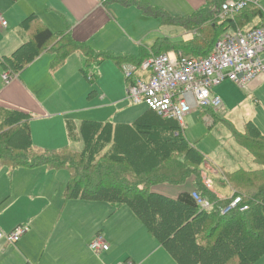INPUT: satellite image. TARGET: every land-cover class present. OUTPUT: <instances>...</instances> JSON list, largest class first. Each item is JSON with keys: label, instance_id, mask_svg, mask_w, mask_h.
Returning a JSON list of instances; mask_svg holds the SVG:
<instances>
[{"label": "trees", "instance_id": "16d2710c", "mask_svg": "<svg viewBox=\"0 0 264 264\" xmlns=\"http://www.w3.org/2000/svg\"><path fill=\"white\" fill-rule=\"evenodd\" d=\"M115 1L135 5L145 16L160 19L163 25L194 32V38L187 42L161 38L153 45L156 52L151 55L164 53L166 47L190 56H208L226 32L246 29L256 18H264L259 6L249 4L233 18L221 20L218 14L224 0H208L205 8L186 16L172 15L142 0ZM258 26L261 25L254 27ZM21 27L30 40L1 60L4 71L16 75L48 50L55 55L54 67L76 51L84 53L86 66L91 64V58L96 64L105 60L121 64L127 60L140 66L151 56L94 53L71 33L53 32L35 14L25 18ZM82 71L89 81L96 79L94 74L87 75L84 68ZM31 118L25 111L0 106V165L11 169H67L66 200L104 201L116 208L128 206L178 264H255L264 256V133L254 121L246 122L242 132L234 130V135L259 167L226 172L233 194L221 198L204 183V154L184 136L177 121L163 118L150 108L132 123L84 120L78 127L69 124L70 140L83 143L79 151L68 146L54 150L35 146ZM190 177L194 178V191L212 202L209 210L200 207L193 192L184 191L172 198L151 190L160 183L184 184ZM238 195L242 202L222 214L221 209Z\"/></svg>", "mask_w": 264, "mask_h": 264}, {"label": "crops", "instance_id": "0c3cea01", "mask_svg": "<svg viewBox=\"0 0 264 264\" xmlns=\"http://www.w3.org/2000/svg\"><path fill=\"white\" fill-rule=\"evenodd\" d=\"M142 1L178 16L190 15L209 4L208 0ZM1 6L9 7L13 11L12 14H9V11L0 13L8 18L13 30L5 32L4 38L0 40V72L4 71L1 65L2 58L10 56L30 40V35L20 26L21 22L32 14L37 15L53 32H69L76 40L87 43L94 53L110 52L124 57L139 58L144 53L148 56L155 54L156 49L152 47L163 37L178 41L177 38L180 36L185 42L194 38V32L183 27H179L181 28L179 33L175 30L174 34L162 36L160 29L165 25L160 19L147 17L135 5L125 6L115 0H0ZM262 10L264 12V9ZM263 23L264 18H256L245 28L249 29ZM148 25L155 27L152 38L147 41L137 38L135 31L144 30ZM18 26L20 29L17 28ZM8 28V24L7 27L0 26L3 31H7ZM134 46H137V50ZM163 50L174 51L167 50L166 47ZM51 53L49 50L43 52L9 84L0 77V106L22 110L32 115L30 120L32 141L33 136L36 139L42 137L52 139L54 136L61 138L64 130L69 137V124L78 127L84 120L132 123L148 110L144 103L135 104L127 98H120L121 100H117L119 108L115 112L114 121L97 120L100 118L96 117L94 111L71 115L65 114L67 113L65 111L57 112L63 104L48 106L43 101L47 91V84L44 85L42 82L43 73L44 71L47 73L50 68L58 67L53 65L55 55ZM76 54L78 51L69 55L67 63H63L60 69L55 72L51 70L52 76L55 78L57 73L61 77L64 76L62 70L75 74V67H68V64H76L79 68L85 64V57L80 59L81 57ZM72 56L75 59L71 60ZM45 57L50 58L47 67L46 62L42 61ZM106 61L114 64L115 67L110 65V72L113 77L120 80L117 88L123 90L121 72L124 71L125 65L132 63L127 60L121 64L113 60ZM124 63L126 64L123 65ZM146 75L143 72L138 74V77ZM125 81L127 83L126 79ZM215 87L213 92L219 93L225 102H229V96L223 92V89L215 90ZM244 89L252 92L253 95L264 89V74L259 75ZM255 100L260 103L258 98ZM131 104L135 105V111L127 110V106ZM51 107L55 108L51 109ZM226 110L224 103V110H200V112L215 114ZM60 114H64L63 117H58ZM40 119H47L49 123L44 128H40L39 124H36ZM248 121H254L264 133V128L261 126H264V121L261 124L256 120ZM65 144L52 148H60ZM3 167L0 165V232L7 234L21 224H27L29 229L16 243L9 242L5 238L0 239V264H122L127 259L137 264H178L128 206L116 208L113 204L104 201L66 200L64 193L69 173L65 175L60 171L61 169L47 166H37L38 168L21 166L13 169L8 166ZM203 167L204 181L209 180L212 183L211 190L221 198L231 197L233 190L226 182L225 173L232 171L222 165L214 166L207 162V159ZM215 176L220 180L215 179ZM216 182L220 184H215ZM216 185L224 192L217 191ZM151 190L176 198L184 191L195 190L194 178L190 177L180 185L160 183L154 185ZM229 192L231 195L228 194ZM98 234H102L109 245V250L95 253L90 249V242ZM255 264H264V256Z\"/></svg>", "mask_w": 264, "mask_h": 264}, {"label": "built area", "instance_id": "2783aa9c", "mask_svg": "<svg viewBox=\"0 0 264 264\" xmlns=\"http://www.w3.org/2000/svg\"><path fill=\"white\" fill-rule=\"evenodd\" d=\"M249 4L259 6L258 0H224L221 3L218 18H233ZM7 21L0 14V26L6 27ZM264 24L258 27L237 28L222 35L208 56L195 57L182 51L164 52L145 58L140 66L128 64L124 66L127 80V99L135 104L144 103L159 116L177 121L183 131L185 118L195 110H224V101L213 92L215 86L226 79L234 81L238 86L247 88L255 78L264 74ZM138 71L145 72L144 78L138 77ZM16 74L5 71L3 80L12 82ZM147 78V79H146ZM205 185L212 189L209 180ZM202 209L209 210L212 202L192 193ZM242 202L240 195L232 203L221 209L227 214ZM245 208V207H244ZM28 225H18L13 231L0 232V239L16 243L27 233ZM95 253L109 250V245L102 234H98L89 244ZM122 264H137L127 259Z\"/></svg>", "mask_w": 264, "mask_h": 264}, {"label": "rangeland", "instance_id": "374dc122", "mask_svg": "<svg viewBox=\"0 0 264 264\" xmlns=\"http://www.w3.org/2000/svg\"><path fill=\"white\" fill-rule=\"evenodd\" d=\"M258 4L260 8L264 9V0H260ZM0 8L2 10L0 13H3V11H9V14L13 13L9 7L1 6ZM4 18L9 28L7 31L0 29V40L4 38L5 32H11L13 30L11 22L6 16ZM20 27L18 26L17 28L20 29ZM154 28V26L148 25L144 30H136L134 34L137 38H143V40L147 41L155 34ZM166 29L168 30L166 31ZM175 30L179 33L181 28L173 25H165L162 26L160 32L163 34L162 36H164V34H174ZM183 39L184 38L180 36L177 38V40ZM170 41H174V39ZM134 47L137 50V46ZM76 55H79V57H81L80 59L84 58L83 52L78 51ZM262 57L264 58V56ZM70 59L73 60L75 58L72 56ZM42 61L46 62L47 67L50 63V58L45 57ZM89 62H91L90 65H83L81 68H84L89 76L93 74L96 75V79L93 78L92 81H89L82 69L76 67L77 65L73 63L68 64V67H75V74L66 73L65 70H62V75L64 74V76L61 77V75L57 73L54 78L51 74V70L55 72L60 69L67 63V58L63 65L52 69L50 68L47 70V73L44 71L42 82L44 85L47 84V91L43 97V101L48 106L63 104L61 108L57 109V112L65 111L67 115L83 114L94 111L96 117L100 118L97 120L114 121L115 112L116 110L118 111L119 108V101L117 100L120 98H127L125 72L123 70L121 72V79L124 82V89L122 90L117 88L120 80L113 77V74L110 72V65L111 67H115L114 64L106 63L110 61L105 60L100 64L101 67H99L94 58H91ZM125 64L126 63L123 65ZM132 64L135 65V63ZM138 73L141 74L143 72L138 71ZM3 74L4 71L1 70L0 77L2 81H4ZM218 88H222L223 92L229 96V102H225L223 99L227 110L225 112H215V114L214 112H210L212 115L208 113L203 114L200 110L191 112L185 118V128L183 129L184 136L204 154L207 162L214 164V166L222 165L229 171H235L237 168H258L259 166L253 162L251 154L237 143L234 130L242 132L244 130V124L248 120H256L260 124L264 121V89L253 95L252 92H248V90L238 86L234 81L229 79H226L224 83L216 86L215 90H218ZM255 98H258L260 103H257ZM53 108L55 107H51V109ZM127 110L135 111V105L131 104L127 106ZM63 115L64 114H60L58 117L61 118ZM38 121L39 122L36 124H39L40 128H44V126L49 123L47 119H40ZM261 126L264 128L263 125ZM33 142L38 148L44 150L62 149L66 146L78 151L83 148L81 141H71L69 139L66 130L62 131L61 138L54 136L52 139H46L44 137L36 139L33 136ZM62 144L65 145L60 148H52ZM3 168L6 167L4 166ZM60 171L65 173V175L68 173L67 169L64 168ZM214 178L220 180L219 177L215 176ZM215 184H220V182H216ZM215 189L224 192L218 185H216ZM228 194L231 195V192Z\"/></svg>", "mask_w": 264, "mask_h": 264}]
</instances>
